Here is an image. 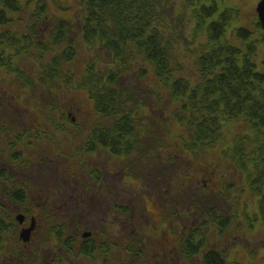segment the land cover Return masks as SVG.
I'll list each match as a JSON object with an SVG mask.
<instances>
[{
  "label": "flooded vegetation",
  "instance_id": "af4514ba",
  "mask_svg": "<svg viewBox=\"0 0 264 264\" xmlns=\"http://www.w3.org/2000/svg\"><path fill=\"white\" fill-rule=\"evenodd\" d=\"M94 98L86 111L73 107L75 116L57 102L21 109L11 95L9 109L24 112L0 118V205L20 207L24 220L9 226L18 230L14 257L7 245L0 256L9 264H264V193L254 181H193L189 167L179 181H161L160 164L165 173L175 150L161 149L153 112L141 109L149 130L101 114Z\"/></svg>",
  "mask_w": 264,
  "mask_h": 264
},
{
  "label": "trees",
  "instance_id": "16d2710c",
  "mask_svg": "<svg viewBox=\"0 0 264 264\" xmlns=\"http://www.w3.org/2000/svg\"><path fill=\"white\" fill-rule=\"evenodd\" d=\"M51 1L56 2L0 0V78L15 76L32 87L35 82L22 69L24 61L32 60L41 64L39 85L54 87L74 52L65 50L49 61L45 57L62 46L73 47L78 39L109 59L104 71L90 65L83 80L84 88H107L90 91L103 110L120 111L139 102L133 87L152 73L171 101L182 103L176 118L187 126L193 147L218 142L222 119L247 123L250 155L264 181V72L256 64L264 32L258 23L260 39L238 29L242 47H236L227 32L238 11L219 13L224 0H80L75 26L58 20L41 33L38 25L47 22ZM186 51L190 55L183 56ZM1 227L0 245L6 232Z\"/></svg>",
  "mask_w": 264,
  "mask_h": 264
},
{
  "label": "rangeland",
  "instance_id": "374dc122",
  "mask_svg": "<svg viewBox=\"0 0 264 264\" xmlns=\"http://www.w3.org/2000/svg\"><path fill=\"white\" fill-rule=\"evenodd\" d=\"M259 0H224L219 7V13H222L223 11L227 9H234L238 11V18L233 21L231 24L227 36L228 41L231 45L236 47H242L241 41L236 37V31L238 29H248L251 30L253 33L252 38L255 40L260 39L261 31L257 29L256 23H257V15L255 13V8L258 4ZM81 2L80 0H56V2L51 1L49 7H48V19L46 23L39 24V30L41 33L48 31L50 28L53 27L54 23H57L58 20H64L66 22H71L74 26L77 24V16L80 14L81 10ZM68 9L67 12L61 10ZM74 52V58L72 62L69 63L67 69L69 70L70 74H73L74 76H81L83 73V70L85 67L90 66L93 62H96V66L100 67L101 63H104L105 65H110L108 57H106L103 53H100L98 49L89 48L84 45L83 42H81L78 39H75L73 47L68 46H62L60 51L57 53H50L47 56L51 59L57 58L59 54L64 52L65 50H70ZM189 51V50H188ZM188 51L184 52L183 56L188 55ZM190 55V54H189ZM46 56V57H47ZM30 61H24L22 63V69L27 74H31L34 71H37L38 68L36 66L35 62ZM256 64L258 66V70L260 72H264V41L261 42L258 45V52H257V60ZM192 65V64H191ZM193 67V66H192ZM194 69V67H193ZM191 66L189 65L187 71L189 73V77L193 78L192 74L190 73L192 70ZM36 79V77H34ZM75 80V86L73 90L71 89H65V88H52V92L48 88H44L42 86L34 85L32 88H27L26 91L20 90V85L15 81L13 77L7 80H3L0 84V102H4L5 105H1V111H0V117H20L21 113L24 112V110H14L9 109L10 106H16L15 104L11 103L8 105L11 99V95H18V103H21V109L23 108H29L33 109V105H38L40 103H61L65 105V108L67 109L66 112L73 113L75 116H81V113H76L73 107H80L81 110L86 111L88 109L87 105L89 98L87 90H82V88H79L77 78ZM81 79L79 80V82ZM70 87V86H69ZM24 89V87H23ZM167 88L161 87L158 83V80L153 76H148V78L143 81L142 84H139L137 86L133 87V90L138 91V94L141 95V100H147L151 108H153V114L154 116H158L160 118H165V121H161V124L166 123H174L173 114L174 111H176V106L173 105L170 94L165 91ZM132 91V90H131ZM72 92L73 94H70ZM20 94V95H19ZM156 96V97H153ZM154 98V103H153ZM149 107V108H150ZM38 111H43L40 108H35ZM36 110H30L39 113ZM12 112L16 115H13ZM118 112V111H116ZM140 114H144L145 112H139ZM121 115V113L119 114ZM117 115L116 117H119ZM37 116V115H36ZM58 116H64L63 114H59ZM172 125V124H171ZM169 124H166V128H162L159 126V133L160 134H166L167 138L164 139V141L169 142L172 146H174L178 151H175L173 158V161L170 162L167 166L170 167L169 169H165V173H163V165L160 164V180L161 181H179L178 175L181 170L185 167H189V169L193 172L194 178L191 179L193 181H197L195 177L199 176H205L207 178H211L213 181H219L224 180V182H230V183H239L242 181V178L240 177L239 173H235L231 169V160H227V162H224V157L221 147L226 148L227 146H231L233 143L234 138L237 135H241L246 132L247 127L244 124L243 121L238 120L234 122L233 124H229L228 127L225 128L227 132L225 133V141L218 143L214 147H207L203 148L201 151H198L197 154L198 157H191L187 158L186 155H191L192 153L185 150V143L183 142V136L186 135V130L183 128H179V126L176 124L175 128ZM167 129L163 133V131ZM230 131L231 133H229ZM164 145L167 146L164 142ZM182 151L184 153H182ZM191 161V162H190ZM163 162V161H161ZM172 163V164H171ZM150 166V165H149ZM239 166H242L239 164ZM218 170V172H217ZM171 172V173H170ZM227 173L225 175V178L221 173ZM214 173V175H213ZM247 174V173H245ZM220 175V176H218ZM251 175L250 173L247 174V176H244L243 182L248 183L250 180L248 176ZM184 176V175H183ZM171 177V178H169ZM205 180V179H203ZM209 181V180H207ZM245 187L246 184H244ZM256 195V198L257 199ZM20 207L14 205L13 203H5L0 205V222H3L7 226H12L15 224V216L17 215V211ZM26 207H22L21 212L25 211ZM50 214L53 216L55 213V208L52 207V210L50 211ZM55 221H52L54 223ZM44 224L48 225L49 221L44 222ZM18 230L17 228L10 229L9 232H6L2 235V238L4 239V246H6L5 252L9 253V250H11V256L12 250L15 246ZM50 253H52L53 248L50 246H47ZM51 248V249H50ZM4 252V251H3ZM18 255V253L16 254ZM44 256V250L43 254L41 255V258ZM14 257V256H13ZM41 260V259H39ZM38 260V261H39ZM11 261L7 256L1 255L0 256V263L1 264H9ZM29 262V260H28Z\"/></svg>",
  "mask_w": 264,
  "mask_h": 264
},
{
  "label": "water",
  "instance_id": "95a60500",
  "mask_svg": "<svg viewBox=\"0 0 264 264\" xmlns=\"http://www.w3.org/2000/svg\"><path fill=\"white\" fill-rule=\"evenodd\" d=\"M257 14H258V18L261 24V27L264 31V0H261L260 3L257 6ZM24 218L22 216H18L17 217V221H19L20 224H22ZM21 239L27 243L30 240V232H22L21 233Z\"/></svg>",
  "mask_w": 264,
  "mask_h": 264
}]
</instances>
